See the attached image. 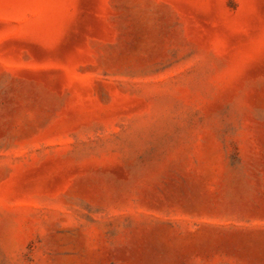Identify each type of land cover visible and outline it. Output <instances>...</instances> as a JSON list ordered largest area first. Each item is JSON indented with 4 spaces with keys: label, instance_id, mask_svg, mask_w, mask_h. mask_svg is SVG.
Wrapping results in <instances>:
<instances>
[{
    "label": "rangeland",
    "instance_id": "rangeland-1",
    "mask_svg": "<svg viewBox=\"0 0 264 264\" xmlns=\"http://www.w3.org/2000/svg\"><path fill=\"white\" fill-rule=\"evenodd\" d=\"M0 264H264V0H0Z\"/></svg>",
    "mask_w": 264,
    "mask_h": 264
}]
</instances>
